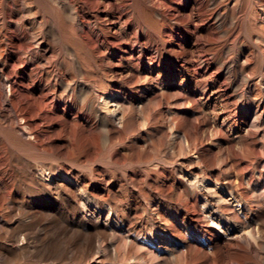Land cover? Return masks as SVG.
I'll return each mask as SVG.
<instances>
[{
  "label": "rangeland",
  "instance_id": "rangeland-1",
  "mask_svg": "<svg viewBox=\"0 0 264 264\" xmlns=\"http://www.w3.org/2000/svg\"><path fill=\"white\" fill-rule=\"evenodd\" d=\"M0 264H264V0H0Z\"/></svg>",
  "mask_w": 264,
  "mask_h": 264
},
{
  "label": "bare ground",
  "instance_id": "bare-ground-1",
  "mask_svg": "<svg viewBox=\"0 0 264 264\" xmlns=\"http://www.w3.org/2000/svg\"><path fill=\"white\" fill-rule=\"evenodd\" d=\"M215 222V221H214Z\"/></svg>",
  "mask_w": 264,
  "mask_h": 264
}]
</instances>
